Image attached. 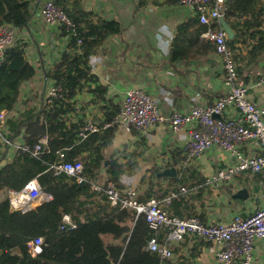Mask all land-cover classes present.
<instances>
[{
	"label": "crops",
	"instance_id": "1",
	"mask_svg": "<svg viewBox=\"0 0 264 264\" xmlns=\"http://www.w3.org/2000/svg\"><path fill=\"white\" fill-rule=\"evenodd\" d=\"M47 1L49 0H42L36 4L29 25L22 30L16 29L15 32L16 42L27 44L26 58L35 68L36 74L22 86L14 112L8 113L5 133L0 136V169L12 163L23 152L19 146L30 145L24 132L17 138L19 140L16 146L4 142L2 138L7 135L10 139L12 133L13 126L9 120L20 119L25 112L37 110L41 104H46L48 90L55 85L54 79L47 78L46 73L52 72L65 54L75 57L81 52L80 48L74 50L69 46L70 39L64 36V27L45 22L41 11ZM74 1H79L85 11L94 14L95 23L102 20L116 21L121 25V32L110 36L91 57L92 74L98 80L88 82L75 96L77 111L67 116L68 126H85L92 122L102 128L104 124L113 122L115 117L109 122L106 121V115L117 106L121 110L125 92L130 87L145 89L163 113L184 115L195 105L213 104L227 92L224 60L216 49L203 54L195 53L201 44L206 46L208 43L201 23H192L189 28V34H195L198 40L192 50L194 53L189 55V59L172 63L171 48L177 27L199 18L194 11L177 0H72ZM260 2L264 4V0H226L224 19L233 32V39L228 37V41L237 36L233 24L260 22ZM229 9L234 16L228 21L225 17ZM214 24L222 26L220 20ZM254 32L257 29L244 31L245 38H241L231 50L238 74L236 83L247 86L250 101L264 110V87L259 85L264 77V57L256 60L250 58L251 49L258 44V39L250 37ZM209 45L215 47L213 44ZM2 54L1 52L0 63ZM97 85L107 88L105 99L97 98L93 92ZM223 116L237 118L239 111L229 108ZM113 128L114 138L103 149L105 161L102 173L113 160L127 165L125 174L121 177L122 183L127 186L121 192L123 198L128 197L132 188L136 189L138 199L140 196L144 197L148 190L143 181L153 179L154 198L162 203L170 216L182 219L198 217L207 225L228 223L235 214L252 215L263 206L264 172H239L231 180H220L213 184L206 182L207 177H213L220 170L236 165L232 153L213 148L201 158L188 160L186 133L174 132L169 125L145 132L134 127L122 128L116 124L101 132L111 131ZM239 149L246 154H258L260 145L258 142L246 143ZM175 177L178 182L172 180ZM201 180L205 181L204 186L200 182L192 187ZM182 189L185 191L182 192ZM8 191H0V201ZM172 192L179 193V197L166 201ZM240 192H245L242 197L239 196ZM163 234L165 239H161ZM155 237L164 242L167 230L160 231ZM168 247L174 253L172 264H182L178 260L180 257L188 259L186 261L192 260L191 256L196 253L199 255L195 264H219L215 256L217 247L196 236L169 242ZM256 257L259 264H264V242L257 244Z\"/></svg>",
	"mask_w": 264,
	"mask_h": 264
},
{
	"label": "trees",
	"instance_id": "2",
	"mask_svg": "<svg viewBox=\"0 0 264 264\" xmlns=\"http://www.w3.org/2000/svg\"><path fill=\"white\" fill-rule=\"evenodd\" d=\"M41 1L0 0V25L12 26L18 30L26 28L32 19L34 6ZM55 3L75 25L74 30L63 29L64 36L70 39L69 46L74 50L80 48L81 52L75 57L65 54L55 69L46 73L47 78H53L55 85L63 88L61 98L52 105L41 104L39 109L25 112L20 119L9 120L13 126L11 140L17 139L24 132L25 139L33 146L41 138L48 136V150L37 157L30 152H22L12 163L0 169V191H20L30 180L37 178L42 190L51 194L53 199L28 211L13 210L9 201H0V264H172L174 253L170 260H164L148 248L155 233L149 228L145 215L138 216L131 208L113 206L106 194L110 184L120 193L127 188L121 180L127 165L113 160L102 173L105 161L103 149L112 142L115 128L92 134L82 141L78 134L84 125L68 126L66 123L67 116L77 111L74 105L77 93L88 82L98 80L92 74L91 57L110 36L121 32V25L108 20L95 23L94 14L85 11L79 1L55 0ZM233 16L229 9L225 18L229 21ZM196 22L200 23L198 17L177 27L171 48L172 63L189 59V55L194 53L192 50L198 40L195 34H189V28ZM233 27L237 36L228 41L229 47L232 49L241 38H245L244 31L254 28L257 32L251 33L250 37L258 39V44L251 49L250 58H263L264 4L260 2V22H237ZM212 28L222 26L213 24ZM201 29L205 33L208 26L202 25ZM208 43L206 46L201 44L195 53L215 50ZM26 46L27 44L17 41L2 54L0 113L14 112L22 86L36 74L35 68L26 58ZM93 92L97 98L105 99L107 88L97 85ZM119 112V106L110 110L106 121H112ZM98 142L101 143L98 145ZM60 152L65 154V162H82L85 175L94 180L100 189L95 191L89 182L79 184L64 173L56 174L51 166L62 161L58 154ZM172 180L178 182L177 177ZM200 182L204 186L205 181L201 180L192 187ZM143 183L147 184L148 191L144 193V197L140 196L142 199L137 198L140 202L156 197L154 180ZM64 215L71 216L77 224L76 229H61ZM38 237L44 239L43 252L39 256H33L29 252L28 243ZM165 237L163 234L161 239ZM198 255L193 254L189 261L183 257L178 260L182 264H195Z\"/></svg>",
	"mask_w": 264,
	"mask_h": 264
},
{
	"label": "built area",
	"instance_id": "3",
	"mask_svg": "<svg viewBox=\"0 0 264 264\" xmlns=\"http://www.w3.org/2000/svg\"><path fill=\"white\" fill-rule=\"evenodd\" d=\"M180 4L194 11L199 16L202 25L208 30L204 37L215 46L216 52L224 60L226 71L227 92L213 104H198L188 114L163 113L157 106L154 98L145 90L130 87L125 92L124 101L119 115L111 123L98 127L88 122L80 130L78 138L87 139L90 135L108 129L114 125L122 128H137L142 131H151L155 128L170 126L174 132L183 131L188 138V160L201 158L213 148L232 153L236 165L220 170L217 175L207 177L208 184L220 180H231L236 173L250 172L261 174L264 172V110L249 100L248 87L236 83L238 74L233 59V52L228 45V34L223 28H212V25L224 18L226 0H177ZM41 14L45 22L59 24L67 30H74L75 25L65 11L56 5L53 0L45 2ZM16 28L0 25V53L16 42ZM80 43V42H79ZM264 87V77L260 81ZM63 96V88L53 85L47 94V103L52 105ZM237 109V118H225L223 113L229 109ZM8 113H0V136L5 133ZM11 136V135H10ZM7 145H17L19 139L11 140L5 135L3 138ZM258 142V154H246L240 151V146L246 143ZM23 152H30L34 156L46 152L49 148V138L44 136L34 147L28 144L19 146ZM62 160L53 164L51 169L56 174L64 173L74 178L79 184L89 182L92 189L98 191L99 185L89 179L84 173V165L80 161L65 162V154L58 153ZM185 189H182L184 192ZM106 194L113 206L131 208L137 215H145L149 228L157 235L167 230V238L160 242L154 237L148 245L150 251L157 253L164 260L173 257L168 242L183 241L186 236H196L213 244L216 260L219 264H259L256 257V248L259 242H264V204L252 215L242 216L235 214L228 223L205 224L198 217L178 218L170 216L163 208L162 203L154 198L146 202L137 199V191L132 188L128 197L123 198L121 193L110 184ZM179 193L172 192L166 201L178 198ZM2 202L9 201L13 210L28 211L44 202H50L53 196L42 190L37 178L30 180L20 191L10 190L1 197ZM77 224L70 215L62 218L61 229L74 230ZM44 239L38 237L28 243L31 255L39 256L43 252Z\"/></svg>",
	"mask_w": 264,
	"mask_h": 264
},
{
	"label": "water",
	"instance_id": "4",
	"mask_svg": "<svg viewBox=\"0 0 264 264\" xmlns=\"http://www.w3.org/2000/svg\"><path fill=\"white\" fill-rule=\"evenodd\" d=\"M220 21L222 22V26L223 29L227 32L228 37L230 39H233V32L231 30V28L229 27L228 23L225 21L224 18L220 19ZM245 192H240L239 196L242 197L244 195Z\"/></svg>",
	"mask_w": 264,
	"mask_h": 264
},
{
	"label": "rangeland",
	"instance_id": "5",
	"mask_svg": "<svg viewBox=\"0 0 264 264\" xmlns=\"http://www.w3.org/2000/svg\"><path fill=\"white\" fill-rule=\"evenodd\" d=\"M250 100V99H249ZM173 249V248H172ZM174 250V249H173Z\"/></svg>",
	"mask_w": 264,
	"mask_h": 264
}]
</instances>
